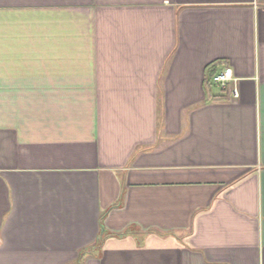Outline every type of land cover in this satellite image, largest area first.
<instances>
[{"label": "crops", "instance_id": "obj_1", "mask_svg": "<svg viewBox=\"0 0 264 264\" xmlns=\"http://www.w3.org/2000/svg\"><path fill=\"white\" fill-rule=\"evenodd\" d=\"M0 264H264V0H0Z\"/></svg>", "mask_w": 264, "mask_h": 264}, {"label": "built area", "instance_id": "obj_2", "mask_svg": "<svg viewBox=\"0 0 264 264\" xmlns=\"http://www.w3.org/2000/svg\"><path fill=\"white\" fill-rule=\"evenodd\" d=\"M213 84L222 90H226L229 85L233 82L234 87L231 91L233 98H239L240 94L238 88L235 86L236 79L234 77L233 69L230 67H226L224 70L216 73L212 78Z\"/></svg>", "mask_w": 264, "mask_h": 264}, {"label": "trees", "instance_id": "obj_3", "mask_svg": "<svg viewBox=\"0 0 264 264\" xmlns=\"http://www.w3.org/2000/svg\"><path fill=\"white\" fill-rule=\"evenodd\" d=\"M222 64V62L220 61H216L212 64H210L207 69H206V72H207V77L210 78L217 70V68Z\"/></svg>", "mask_w": 264, "mask_h": 264}]
</instances>
